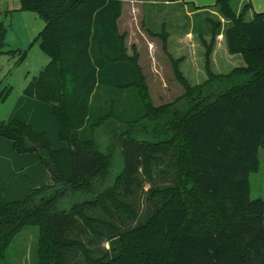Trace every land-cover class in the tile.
<instances>
[{"label":"trees","instance_id":"trees-1","mask_svg":"<svg viewBox=\"0 0 264 264\" xmlns=\"http://www.w3.org/2000/svg\"><path fill=\"white\" fill-rule=\"evenodd\" d=\"M214 6L226 24L208 17L198 32L207 79L191 85L182 57L169 53L185 91L180 103L155 106L138 56L118 31L122 0H19L45 22L39 36L49 57L24 93L51 106L66 146L53 149L31 124L0 119V137L19 154L36 153L52 179L24 199L0 196V261L30 225L38 230L35 264H264V199L249 189L264 143V10L247 20L249 2L238 12L230 0ZM5 32L0 26V54ZM148 32L165 51L167 31ZM220 35L243 63L227 74L211 67ZM6 94L0 90V99ZM108 126L114 143L102 149L98 131ZM149 128L148 137L130 135ZM162 164L167 169L154 176ZM113 238L120 243L114 256L103 246Z\"/></svg>","mask_w":264,"mask_h":264},{"label":"rangeland","instance_id":"rangeland-1","mask_svg":"<svg viewBox=\"0 0 264 264\" xmlns=\"http://www.w3.org/2000/svg\"><path fill=\"white\" fill-rule=\"evenodd\" d=\"M124 1L126 2L124 7L122 5L123 10L120 17L122 28L126 29V32L123 33L125 35L124 43L129 55L134 54L135 51L138 56L137 62L142 68L145 88L152 104L161 106L176 101L180 103L185 88L177 80L168 54L170 53L174 58H181L182 56L179 68L191 85L204 82L207 79L204 64L205 49L198 32H203L208 28V17L220 20L223 25L226 24V20L220 16L218 8L214 6L215 0H151L153 2L151 4L148 3L150 0H137L132 3H128L129 0ZM230 1L232 8L237 12L247 2L251 4L250 9L244 14L247 20L253 17V12L264 10V0ZM0 26L6 29L2 41L3 53L0 54V90H7L6 96L0 99V119L8 122L14 116V113H11L13 115L9 118L10 112L12 110L15 112L18 108L23 107L24 103L20 101V98L21 96L27 98L24 93L25 88L45 68L49 58L42 49V39L39 36L45 22L36 12L28 9L21 10L19 0H0ZM117 26H119L118 23ZM137 27L146 32L149 29L156 32H165L166 30L170 32L171 35L167 38V51L162 50V39L149 32L148 35L157 36L156 39L149 42V44H134L132 49L127 33ZM209 39L210 37L207 36L206 40L209 41ZM213 52H215V55L211 56L212 70L217 74H227L232 68L231 62L234 60L228 59V61L225 57L227 56V48H224L220 36L216 38ZM237 82H240V80L215 81L210 86L203 88L202 94H211L219 88H227ZM27 117L28 119L31 118L29 115ZM123 129L124 127H121L119 130ZM111 131L110 126L98 131L97 142L102 149L114 143V138L110 136ZM148 131H150L149 134H146L143 130H136L131 132L130 135L135 138L148 137L155 132L153 129ZM45 135L52 148L57 150L65 148L64 141L58 134L48 131ZM112 151L115 153V148ZM258 157L259 167L256 171L251 172L249 176V189L251 197L264 199V145L259 149ZM158 169L163 170L167 167L165 164L155 167L153 169L154 176L160 174ZM18 170L15 176L17 177L16 180L20 177L21 181H25L24 177L20 175L22 169ZM161 178L162 176L158 178L156 183H161L163 179ZM1 179L3 181V195L7 201L26 197V193H23L20 188L21 181L18 183L20 185L16 186V184L11 185L8 178L3 174ZM143 185L144 189H147L150 183L146 180ZM144 194L138 197V206L141 212L146 209ZM65 201L60 202L61 207L68 206ZM37 236L38 230L36 227L23 226L19 232L14 234L6 258L0 261V264H35L38 246ZM103 246L110 251L112 256L120 252V243L117 238L109 240Z\"/></svg>","mask_w":264,"mask_h":264},{"label":"crops","instance_id":"crops-1","mask_svg":"<svg viewBox=\"0 0 264 264\" xmlns=\"http://www.w3.org/2000/svg\"><path fill=\"white\" fill-rule=\"evenodd\" d=\"M137 0H129L128 3L135 2ZM124 0H122V5L124 7L125 5ZM144 2V1H140ZM148 3H153L151 0ZM164 3V2H163ZM122 7V10H123ZM122 14V11H121ZM120 16L118 17V31L119 33L123 34L126 32L125 28H122V25L120 23ZM163 27V26H161ZM167 31V30H166ZM156 32V31H154ZM168 32V31H167ZM169 36L171 35L170 32H168ZM127 38L129 41H131L130 47L134 46V44H144L152 42L156 39L155 36L148 35V32L144 31L142 28H133L131 29L130 33H127ZM220 38L223 41L224 48H226L225 39L222 35H220ZM137 40V42H136ZM181 43L179 45L181 46ZM227 56H225L228 59L234 60L231 63L232 68L241 66L243 63L237 55L230 54L228 51L226 52ZM213 55H215V52H213ZM182 57V56H181ZM49 58V57H48ZM229 61V60H228ZM24 98L21 96L20 101L24 103L23 107L18 108L15 112H10L9 118L11 117V113H14L12 119H18L23 122H27L31 124L36 132L39 133H48V131L52 133H56L59 135V125L58 121L56 120L55 116L52 114L51 106L43 101L35 100L31 97ZM27 115H29L31 118L28 119ZM8 120V122H10ZM46 136V135H45ZM47 138V137H46ZM48 140V139H47ZM50 144V142H49ZM64 144L66 146V143L64 141ZM264 145V144H263ZM263 145L261 147H263ZM51 146V145H50ZM260 147V148H261ZM52 148V147H51ZM55 149V148H53ZM20 161V164H19ZM17 169H22V172H20V175L24 177L25 181H21L20 177L16 180L17 177ZM18 170V171H19ZM6 176L8 180L10 181L11 185L16 184V186L20 185L21 191L23 193H26V197L28 193H30L35 188L43 187L44 185H49L52 183V179L50 178L49 172L45 168L44 165H42L34 152H27V154H19L16 152L15 149H13L12 142L0 137V196L1 200L3 202H13V201H7L6 197L3 195V181L1 179V175ZM21 181L20 184H18ZM14 190V188H13ZM15 191V190H14ZM6 199V200H5Z\"/></svg>","mask_w":264,"mask_h":264},{"label":"water","instance_id":"water-1","mask_svg":"<svg viewBox=\"0 0 264 264\" xmlns=\"http://www.w3.org/2000/svg\"><path fill=\"white\" fill-rule=\"evenodd\" d=\"M118 143L116 142V145H117Z\"/></svg>","mask_w":264,"mask_h":264}]
</instances>
